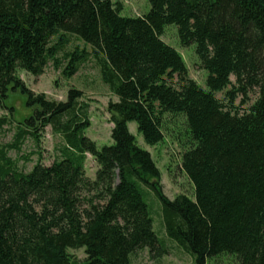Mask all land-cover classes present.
<instances>
[{
	"label": "trees",
	"instance_id": "16d2710c",
	"mask_svg": "<svg viewBox=\"0 0 264 264\" xmlns=\"http://www.w3.org/2000/svg\"><path fill=\"white\" fill-rule=\"evenodd\" d=\"M148 1L147 13L129 16L113 0H0V104L19 89L33 108L15 142L0 146V264H132L141 249L167 254L143 185L162 203L168 237L195 264L225 254L264 264V0ZM170 24L182 46L196 45L206 88L162 39ZM68 35L105 56L102 78L118 97L108 106L110 145L100 148L86 135L82 90L56 101L18 75L20 68L42 75L50 61L60 68ZM90 55L66 53L63 75L72 77ZM253 89L257 99L241 111ZM167 114L185 119L182 166L194 199L164 193L161 170L129 129L135 121L147 144H159ZM49 126L63 137L61 158L20 171L7 151L28 136L39 145ZM88 153L99 166L94 179L86 175ZM70 248H84L85 259L76 263Z\"/></svg>",
	"mask_w": 264,
	"mask_h": 264
},
{
	"label": "rangeland",
	"instance_id": "374dc122",
	"mask_svg": "<svg viewBox=\"0 0 264 264\" xmlns=\"http://www.w3.org/2000/svg\"><path fill=\"white\" fill-rule=\"evenodd\" d=\"M113 2H120L123 5L122 14L129 16L144 15L151 8L148 0H113ZM68 37L69 42L58 55L62 60L60 68H56L54 62L50 61L42 75L36 76L21 68L18 69V75L34 93H45L49 99L56 101H66L70 88L82 90L84 93L82 101L89 106L90 126L86 130V135L94 140L100 148L110 145L112 143L113 124L110 120L108 106L111 101H118V97L102 78L101 68L105 56L101 53L96 55L93 47L76 35H68ZM162 39L182 54L188 67L189 78L206 88L208 72L201 66L196 45L182 46L177 26L174 24L166 26ZM55 40L53 41L55 42ZM76 48L87 50L91 55L87 61L82 63L79 70L68 78L62 73L68 63V60L64 59V55L75 51ZM231 78L235 81V76ZM172 83L176 87L181 85L178 78H175ZM217 97L224 100L225 92L217 93ZM257 97L258 90L253 89L241 111L248 110ZM26 100L27 96L19 89H10L8 96L3 99L4 105L0 104V119L6 118L7 120L0 129V146L5 147L13 144L19 131V122H23L26 117L32 114L33 108L27 105ZM241 100L242 96H239L236 104H239ZM10 108H13V114ZM165 119L164 140L156 145H149L144 141L143 135L138 132L135 121L129 122L128 125L131 133L136 136L138 144L151 153L161 170V183L164 193L170 199H175L179 194H186L194 199L195 186L182 166L183 154L189 148L185 119L182 115L173 116L171 114H167ZM63 144V137L49 126L41 133L39 145L31 136H28L19 146V149H9L7 156L14 161L20 171L28 173L39 161L49 166L56 159L61 158ZM98 168V164L88 153L85 163L86 175L94 179ZM142 187L154 218V229L168 253L156 254L148 248L141 249L131 255L132 264H195L193 256L168 237L164 225L162 203L156 193L144 185ZM68 251L76 263L83 261L86 257L84 248H70ZM209 264H241V262L234 255L225 254L211 260Z\"/></svg>",
	"mask_w": 264,
	"mask_h": 264
}]
</instances>
